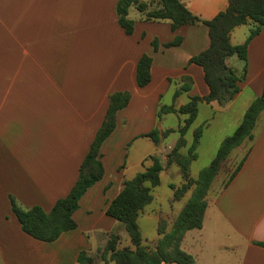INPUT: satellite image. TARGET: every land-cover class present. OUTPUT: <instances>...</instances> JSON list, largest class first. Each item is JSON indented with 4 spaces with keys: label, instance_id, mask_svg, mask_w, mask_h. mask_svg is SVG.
<instances>
[{
    "label": "crops",
    "instance_id": "1",
    "mask_svg": "<svg viewBox=\"0 0 264 264\" xmlns=\"http://www.w3.org/2000/svg\"><path fill=\"white\" fill-rule=\"evenodd\" d=\"M118 1L0 0V264H77L82 250L95 257L123 226L105 210L130 178L131 153L143 151L142 165L151 154L168 155L181 137L187 114L159 116L161 108H179L192 96L209 93L203 67L190 62L209 46L208 27L185 24L173 31L170 20H146L131 7L135 29L129 35L118 22ZM181 1L203 19L229 4ZM254 26L248 22L235 27L231 42L244 43ZM177 35L183 38L179 45L164 46ZM144 54L152 57L151 81L140 87L137 64ZM226 61L246 77L227 105L199 102L192 123L195 130L203 126L197 159L211 157L262 94L264 27L249 43L247 63L237 55ZM117 91H129L131 99L117 112L116 127L101 146L105 173L82 195L74 212L78 227L50 242L27 234L13 212L11 196L24 208L40 205L46 211L66 196L105 119L109 96ZM211 128L212 137L205 140ZM154 129L161 135L159 143L142 136ZM189 129L183 154L193 142ZM253 134L229 156L237 165L242 162L234 177L219 185L220 175L214 179L203 226L188 230L183 238L182 248L198 264H264V110Z\"/></svg>",
    "mask_w": 264,
    "mask_h": 264
},
{
    "label": "trees",
    "instance_id": "2",
    "mask_svg": "<svg viewBox=\"0 0 264 264\" xmlns=\"http://www.w3.org/2000/svg\"><path fill=\"white\" fill-rule=\"evenodd\" d=\"M228 1L227 8L211 19H203L194 14L181 0H119L117 3L118 22L129 35L133 34L135 29V20L129 17L131 7L143 12L146 20H170L173 31L185 24H205L209 30L210 44L205 50L191 57L190 62L203 67L209 93L205 96L194 95L179 108L173 105L161 108L159 116L165 112L187 114L184 125L179 129L181 137L167 155L166 163L157 153L149 155L143 160V170L127 178L121 191L107 203L106 214L121 222L128 232L132 246L120 247L119 235L111 233L100 252L99 259L103 264H198L195 257L182 248L183 238L188 230L203 226L208 206L207 197L214 179L221 173L232 151L246 139L254 137L253 129L259 114L264 110L263 88L262 94L250 104L235 131L223 139L210 164L202 168L197 177L191 175L190 164L197 159L196 149L203 126L195 130L194 140L187 154L181 153L180 149L186 145L184 135L197 117L198 104L201 101L208 103L216 101L221 106H225L236 96L241 90L240 82L245 79L246 72L238 74L226 60L229 56L237 55L247 63L249 43L264 27V0ZM248 22H254L255 26L246 41L242 44H233L231 42L233 29ZM182 39V36L177 35L174 40L165 43L164 46H177ZM153 45L157 49L158 41L154 40ZM151 66L152 57L148 54L142 55L137 64L136 76L140 87L146 86L151 81ZM246 68L247 64L245 70ZM130 99L129 91H117L110 94L105 119L82 162L75 185L66 196L56 201L50 211H46L40 205L24 208L11 196L13 212L27 234L50 242L58 239L63 232L78 227L74 212L80 206L79 201L82 195L105 173L101 146L116 127L117 112L124 109ZM169 132L170 130L164 132V135L167 136ZM142 136L150 137L155 143L161 140L157 129ZM147 161L150 163L147 164ZM172 163L180 166L184 179L178 187L171 185L175 198H182L190 189H192L191 195L169 229L167 225L159 223L157 228L159 238L154 245H149L144 243L138 217L146 206L154 201L153 191L161 183V171ZM241 163L225 181L226 184L234 177ZM260 244L264 246V243ZM77 264H96V259L86 250H82L78 255Z\"/></svg>",
    "mask_w": 264,
    "mask_h": 264
},
{
    "label": "rangeland",
    "instance_id": "3",
    "mask_svg": "<svg viewBox=\"0 0 264 264\" xmlns=\"http://www.w3.org/2000/svg\"><path fill=\"white\" fill-rule=\"evenodd\" d=\"M203 112L201 113L199 120L204 118ZM212 128L209 130L208 133L205 135V140H208L210 137H212ZM194 131H195V124H192L191 128L188 132V137L191 140H194ZM235 130H233L234 132ZM213 147V143L211 144ZM218 148L216 151L212 154L211 157H205L202 156L199 159H195L190 164V171L192 176L197 177L200 170L210 164L212 159L215 157L217 153ZM143 154L142 150H139L137 155L136 153H131L130 158L128 159V162L131 166V168L128 169L130 177H133L135 174H137L139 171H142L144 167L141 165L140 157ZM158 154V153H157ZM164 163L167 161V154L166 156H163V154H158ZM147 164L150 162L147 161ZM237 159H228L226 163H224L221 173L219 174L220 177L217 181V184L225 183L227 181L228 177L231 175V173L236 169L237 167ZM184 182V179L181 174L180 166L177 163H172L168 166H165L164 169L161 171V183L154 188V195L155 199L152 203L146 206L144 211L141 213V215L138 217V224L143 236V240H152L158 233L156 230V215L159 216L158 219V225L159 223L167 225V228L169 229L175 220L178 213L181 211L182 207L184 206V203L188 200V198L191 195L192 189L187 191L185 195L177 199L174 196V189H172L171 185H175L176 187L180 186ZM217 187V185H216ZM115 234H118L120 237L119 246L125 247L130 245V239L128 232L124 228V226H121L120 228H117L115 231ZM154 242H149V245H154ZM104 247V246H103ZM99 248L97 254L95 255L96 263H101L99 256L101 249ZM103 264V263H101Z\"/></svg>",
    "mask_w": 264,
    "mask_h": 264
}]
</instances>
